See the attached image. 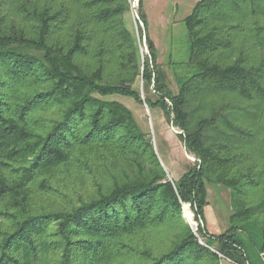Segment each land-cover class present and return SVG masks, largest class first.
I'll return each instance as SVG.
<instances>
[{
	"label": "trees",
	"instance_id": "trees-1",
	"mask_svg": "<svg viewBox=\"0 0 264 264\" xmlns=\"http://www.w3.org/2000/svg\"><path fill=\"white\" fill-rule=\"evenodd\" d=\"M128 10L0 0V264H264V0H198L183 19L190 73L173 92L145 63L143 99ZM114 95L181 130L196 161L178 180ZM206 184L231 198L216 235Z\"/></svg>",
	"mask_w": 264,
	"mask_h": 264
},
{
	"label": "rangeland",
	"instance_id": "rangeland-1",
	"mask_svg": "<svg viewBox=\"0 0 264 264\" xmlns=\"http://www.w3.org/2000/svg\"><path fill=\"white\" fill-rule=\"evenodd\" d=\"M197 1L198 0H141L142 12L146 19V25H144L139 13L138 0H128L129 10L126 12L124 18L126 27L135 36L140 59V73L136 78L133 89L139 92L141 99H143V94H146L147 91L154 94V91L151 89L154 85V72L152 73L148 89L146 88L147 84L142 78V70L145 63L148 64L151 70L152 66L155 65L160 74L164 76L168 88L173 92H176L178 89L179 77L190 73V67L185 63L188 54V40L183 19L190 13ZM145 36L151 40L155 48L154 56H152L150 52ZM112 97L126 105L132 111L139 128L148 133L153 140L155 134L149 122L154 119L155 115L165 116L162 108L157 105L145 107L146 104L144 101L140 104L127 96L114 95ZM167 101L166 99V102ZM167 104H170V102L168 101ZM167 122L169 123V129L172 130V124L169 121ZM175 133L179 134V132ZM184 149L185 148L181 146L178 152L183 157H185L186 152ZM161 152L162 150L160 148V153ZM155 153L157 154L156 151ZM173 156L177 161L179 154ZM189 156L194 164L196 161L194 155L189 153ZM166 175L168 177L167 172ZM206 188L207 203L204 207V227L208 233L216 235L222 232L228 225V216L232 211L230 193L226 188L216 184H206ZM184 204L189 206L191 212L186 206L185 208L193 221V225H191L185 217L183 211ZM181 211L183 218L188 222L192 230L196 231L197 222L193 219L194 213L190 204L183 203ZM223 264L231 263L223 262Z\"/></svg>",
	"mask_w": 264,
	"mask_h": 264
},
{
	"label": "crops",
	"instance_id": "crops-1",
	"mask_svg": "<svg viewBox=\"0 0 264 264\" xmlns=\"http://www.w3.org/2000/svg\"><path fill=\"white\" fill-rule=\"evenodd\" d=\"M147 95L152 96L149 91ZM147 107V105H145ZM153 127L155 137L152 140L153 147L157 152V157L162 164L163 168L168 174L169 179L176 181L178 180L189 168L192 166L193 162L190 159L189 153L185 152V157L181 156L179 152V147L183 146V141L181 140L178 133L173 132L169 129V123L166 121L165 116L155 115L154 119L149 122ZM157 132V137H156ZM162 152L160 153V148ZM185 151V149H184ZM179 154L176 158L173 156ZM223 262H229L235 264L228 259H222Z\"/></svg>",
	"mask_w": 264,
	"mask_h": 264
},
{
	"label": "built area",
	"instance_id": "built-area-1",
	"mask_svg": "<svg viewBox=\"0 0 264 264\" xmlns=\"http://www.w3.org/2000/svg\"><path fill=\"white\" fill-rule=\"evenodd\" d=\"M151 89L154 91L153 87H152ZM167 102H168V101H167ZM171 128H172V130H173L174 132H179V133L181 132V130L177 129V128L174 127L173 125H171ZM194 233H195V235L197 236L199 242H200V243H203L202 239L198 236V234H197L195 231H194Z\"/></svg>",
	"mask_w": 264,
	"mask_h": 264
},
{
	"label": "bare ground",
	"instance_id": "bare-ground-1",
	"mask_svg": "<svg viewBox=\"0 0 264 264\" xmlns=\"http://www.w3.org/2000/svg\"><path fill=\"white\" fill-rule=\"evenodd\" d=\"M183 208H184V214H185V217L187 218V220H188L190 223L193 224V221H192V219L190 218L189 214L187 213V210H186L185 206H184Z\"/></svg>",
	"mask_w": 264,
	"mask_h": 264
},
{
	"label": "water",
	"instance_id": "water-1",
	"mask_svg": "<svg viewBox=\"0 0 264 264\" xmlns=\"http://www.w3.org/2000/svg\"><path fill=\"white\" fill-rule=\"evenodd\" d=\"M188 221V220H187ZM189 222V221H188ZM190 223V222H189ZM191 225H193L192 223H190Z\"/></svg>",
	"mask_w": 264,
	"mask_h": 264
}]
</instances>
